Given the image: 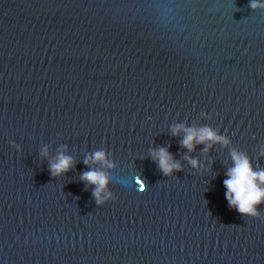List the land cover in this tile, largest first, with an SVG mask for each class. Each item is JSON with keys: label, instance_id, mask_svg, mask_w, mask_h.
<instances>
[{"label": "water", "instance_id": "obj_1", "mask_svg": "<svg viewBox=\"0 0 264 264\" xmlns=\"http://www.w3.org/2000/svg\"><path fill=\"white\" fill-rule=\"evenodd\" d=\"M248 4L0 0V264H264V205L243 216L223 185L230 149L264 168V9ZM181 123L230 143L188 152ZM160 147L183 171L164 176ZM97 150L113 168L84 163ZM60 151L76 163L53 178ZM92 169L112 178L102 206Z\"/></svg>", "mask_w": 264, "mask_h": 264}, {"label": "clouds", "instance_id": "obj_2", "mask_svg": "<svg viewBox=\"0 0 264 264\" xmlns=\"http://www.w3.org/2000/svg\"><path fill=\"white\" fill-rule=\"evenodd\" d=\"M248 7L251 10L264 9V0H249ZM171 133L173 136L183 134L181 147L188 152H194L196 146L204 144L203 151L207 152L213 144L220 143L227 146L230 141L224 135L218 134L209 125L189 127L185 124H176L172 126ZM14 144V142H12ZM66 148V146H61ZM229 154L232 160V166L226 172L227 178L224 179L223 185L227 189L225 197L230 208L247 217H259L261 212L259 207L264 205V168L256 170L252 164L251 158L244 152L237 149H230ZM49 153L45 147L42 157H48ZM151 158L158 165L159 170L168 177L176 172L183 171L179 161L168 151L166 147L152 149ZM193 168L199 167V161L192 157L186 156ZM76 161L74 157L66 155L63 151L58 152L55 161H49L48 171L55 178L72 170ZM86 165L91 164L104 165L113 168L114 165L107 160L105 150H97L89 157L84 159ZM80 180L86 184L92 185V196L98 206L104 205L109 200H114V194L108 190V185L112 182L110 174L95 169L85 171L80 176Z\"/></svg>", "mask_w": 264, "mask_h": 264}]
</instances>
